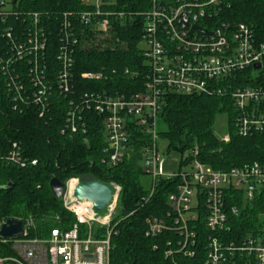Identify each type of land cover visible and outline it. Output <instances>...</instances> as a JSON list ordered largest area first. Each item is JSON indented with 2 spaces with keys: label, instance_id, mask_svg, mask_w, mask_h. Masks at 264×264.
I'll return each instance as SVG.
<instances>
[{
  "label": "trees",
  "instance_id": "1",
  "mask_svg": "<svg viewBox=\"0 0 264 264\" xmlns=\"http://www.w3.org/2000/svg\"><path fill=\"white\" fill-rule=\"evenodd\" d=\"M109 2L104 9L113 15L102 33L80 22L79 16L88 6L79 0H16L15 3L10 0L14 42L24 41L33 27L32 15L38 14L37 26L43 28L47 37L42 58L44 73L53 83L48 108L39 116V107L32 101L30 61L16 56L11 49L12 40L4 33L6 25L0 22V156L10 151L15 142L27 162L36 160L35 164L28 162L24 167L0 160V227L13 218L22 224L30 222L27 228L30 237H46L53 228L68 230L74 216L52 194L50 179L56 177L62 183L73 177L80 182L112 181L121 190L112 222L110 264H203L210 234L205 215L198 213L189 224L196 231L194 243L187 245L192 255L181 249L182 236L170 217L168 195L176 190L179 179L161 178L146 201L138 147L118 165L101 163L106 145L101 114L84 113L85 133L80 129L75 133L62 132L70 101L79 100L84 93L128 95L144 90L147 61L140 45L142 13L150 8L151 0ZM119 12L123 13L121 17L117 16ZM64 16L78 38L72 52L68 94L60 93L54 83L60 69L57 53ZM214 18L232 24L244 23L251 27L256 39L264 42V0H226ZM8 57L10 60L3 67ZM84 72L101 73V78H83ZM11 78L22 82L20 92L25 98L17 97L9 84ZM160 105L159 135L167 143V153L197 149V154H189L187 160L195 157L214 170H228L254 161L264 164V132L238 135L237 112L230 98L168 91L160 98ZM222 114L226 116L227 142L214 133L216 118ZM225 202L227 222L220 232L227 241H238L262 228L264 231V186L251 197L232 191L226 194ZM231 206L236 207V213L230 211ZM152 217L167 224L166 229L154 236L146 234V219ZM0 252L4 254L6 250L0 248ZM235 264L243 263L238 260Z\"/></svg>",
  "mask_w": 264,
  "mask_h": 264
},
{
  "label": "built area",
  "instance_id": "2",
  "mask_svg": "<svg viewBox=\"0 0 264 264\" xmlns=\"http://www.w3.org/2000/svg\"><path fill=\"white\" fill-rule=\"evenodd\" d=\"M88 9L79 16L86 26L105 32L113 13L104 9L109 0H79ZM226 0H151L144 16L140 45L146 57L147 74L144 90L131 94L109 95L84 93L79 100H71L65 116L64 130L71 133L86 131L84 113L95 111L102 115L104 128V157L101 163L115 166L128 158L138 147L144 176L147 201L154 193L161 178L179 179L176 190L168 195L172 207L170 217L182 236L181 249L194 243L196 231L190 222L202 213L210 234L203 264H264V231L248 233L238 241H227L221 232L226 225V194L241 191L248 197L264 186V164L254 161L228 170H214L197 158L188 161L189 154L197 149L179 153L177 168L166 172L162 165L166 141L159 135L158 116L160 98L165 92L228 97L237 112L235 131L240 136L264 132V42L258 40L250 26L215 20ZM7 0H0V22L5 35L12 40L11 49L16 56L30 61V80L34 88L32 101L39 107V116L48 108L52 83L45 77L42 62L47 37L37 26L38 14L32 15L33 27L23 42H14L12 10L3 9ZM15 3V2H13ZM122 12L117 16L121 17ZM186 21L184 20V17ZM199 26L208 32L201 35L192 28ZM27 33V32H26ZM78 38L65 19L62 22L57 59L60 65L54 83L62 94L71 90L70 69L72 52ZM10 60L5 61L6 66ZM41 61V62H40ZM258 66L256 67V65ZM86 79H99L101 73L84 72ZM11 78L17 97L23 99L22 82ZM25 94V93H24ZM219 138L229 141L226 132ZM12 148L0 160L24 167L30 162L13 142ZM188 165L189 170L183 167ZM78 178L63 183L60 197L63 207L73 214L75 221L68 230L53 228L46 237L27 235L28 221L22 224L23 234L0 237V264H110L112 225L121 187L115 182L106 183L111 188V199L103 211H97L88 200H78L73 195ZM230 211L237 212L235 206ZM199 213V214H198ZM147 235H156L167 224L158 218L146 219Z\"/></svg>",
  "mask_w": 264,
  "mask_h": 264
},
{
  "label": "water",
  "instance_id": "3",
  "mask_svg": "<svg viewBox=\"0 0 264 264\" xmlns=\"http://www.w3.org/2000/svg\"><path fill=\"white\" fill-rule=\"evenodd\" d=\"M16 2V0H13ZM184 17V16H183ZM184 20L186 21L185 17ZM192 28L201 35H207L208 32L201 29L197 25ZM258 64L256 65V67ZM179 153L170 151L164 159L162 168L166 172H174L177 168ZM10 185V183L8 184ZM49 188L56 198H60L63 192V183L56 177H52L49 181ZM73 195L78 200H88L97 211H103L111 199V188L98 180H89L86 182H78L74 186ZM23 234V227L20 220L10 218L0 227V237H16Z\"/></svg>",
  "mask_w": 264,
  "mask_h": 264
},
{
  "label": "rangeland",
  "instance_id": "4",
  "mask_svg": "<svg viewBox=\"0 0 264 264\" xmlns=\"http://www.w3.org/2000/svg\"><path fill=\"white\" fill-rule=\"evenodd\" d=\"M10 7H11L10 0H7V2L4 3V5H2L3 9H10ZM159 126H161L160 123H159ZM226 132H227L226 116L224 114H222V115L217 116V118H216L215 125H214V133L216 136L219 137L220 135H222ZM139 165H141V162L139 163ZM183 168L186 170L190 169V167L188 165H185ZM147 180H148V177H146V176L142 177V183L145 185V187L148 186Z\"/></svg>",
  "mask_w": 264,
  "mask_h": 264
}]
</instances>
